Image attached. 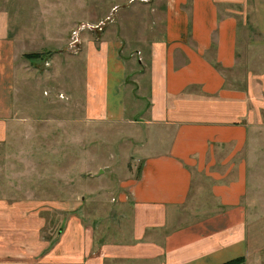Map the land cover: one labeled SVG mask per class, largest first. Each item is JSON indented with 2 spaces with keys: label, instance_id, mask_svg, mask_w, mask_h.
<instances>
[{
  "label": "crops",
  "instance_id": "1",
  "mask_svg": "<svg viewBox=\"0 0 264 264\" xmlns=\"http://www.w3.org/2000/svg\"><path fill=\"white\" fill-rule=\"evenodd\" d=\"M70 1L66 12V0H0V142L26 55L60 45L98 3ZM225 1L235 9L221 15L215 0H168L165 36L143 58L139 176L117 198L103 193L119 203L106 213L96 202L51 244L44 220L0 195V264H264V0ZM120 48L106 43L104 68L87 73L109 123H125L131 106Z\"/></svg>",
  "mask_w": 264,
  "mask_h": 264
},
{
  "label": "rangeland",
  "instance_id": "2",
  "mask_svg": "<svg viewBox=\"0 0 264 264\" xmlns=\"http://www.w3.org/2000/svg\"><path fill=\"white\" fill-rule=\"evenodd\" d=\"M97 1L85 17L65 26L60 45L33 53L27 83L18 75L15 120L0 142L1 198L5 194L10 204L16 201L19 210L44 220L43 236L51 244L72 217L96 202L109 213L119 201L103 193L117 198L122 183L136 179L143 163L138 121L149 103V59L143 58L153 41L165 36L168 0ZM66 2L67 12L74 1ZM215 2L221 15L235 9L233 1ZM71 14L70 22L78 16ZM111 41L121 44L119 54L127 62L131 106L125 123L101 119V107L88 92V68H104Z\"/></svg>",
  "mask_w": 264,
  "mask_h": 264
},
{
  "label": "trees",
  "instance_id": "3",
  "mask_svg": "<svg viewBox=\"0 0 264 264\" xmlns=\"http://www.w3.org/2000/svg\"><path fill=\"white\" fill-rule=\"evenodd\" d=\"M35 57H37L36 54H27V55H26V58H28V59H33V58H35ZM243 261H244L243 258H239V259H236V260L230 261V262H228V263H226V264H240V263H242Z\"/></svg>",
  "mask_w": 264,
  "mask_h": 264
}]
</instances>
